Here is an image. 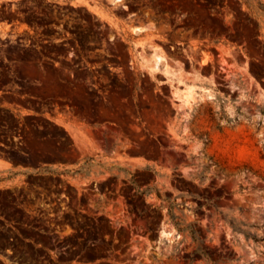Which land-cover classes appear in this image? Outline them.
Here are the masks:
<instances>
[{"label": "rangeland", "instance_id": "obj_1", "mask_svg": "<svg viewBox=\"0 0 264 264\" xmlns=\"http://www.w3.org/2000/svg\"><path fill=\"white\" fill-rule=\"evenodd\" d=\"M0 156L7 264H264V0L0 1Z\"/></svg>", "mask_w": 264, "mask_h": 264}, {"label": "crops", "instance_id": "obj_2", "mask_svg": "<svg viewBox=\"0 0 264 264\" xmlns=\"http://www.w3.org/2000/svg\"><path fill=\"white\" fill-rule=\"evenodd\" d=\"M48 1L56 2L57 0ZM40 169L24 162H14L0 156V193H8L14 198L15 191L27 184V178L45 177L48 175L40 173ZM0 263L7 264L4 256L0 257Z\"/></svg>", "mask_w": 264, "mask_h": 264}, {"label": "bare ground", "instance_id": "obj_3", "mask_svg": "<svg viewBox=\"0 0 264 264\" xmlns=\"http://www.w3.org/2000/svg\"><path fill=\"white\" fill-rule=\"evenodd\" d=\"M121 0H112V2L113 3H118V2H120ZM96 8V7H95ZM99 14V13H98ZM141 29H139V28H136V29H133V31L134 32H138V31H140ZM155 52V51H154ZM158 52V51H157ZM154 54V53H153ZM151 54V55H149V57L150 58H148V60H146V58H144L145 60V67L147 68H149L150 67V63H153V66H154V69H155V67L159 64V62L162 60V59H164L162 56H160V54L158 53V54ZM159 65H161V63L159 64ZM152 66V67H153ZM168 66V65H167ZM149 69H152L151 67L149 68ZM167 69V68H166ZM176 77V76H175ZM198 80V79H197ZM186 81H187V79H186ZM188 81H189V79H188ZM187 81V82H188ZM190 81H192V78H190ZM193 81H194V79H193ZM195 82V81H194ZM187 87V86H186ZM185 89V88H184ZM183 89V90H184ZM181 93H183L182 91H181ZM184 96H185V101H189L194 95H193V89L192 88H187V89H185V91H184ZM194 94H195V92H194ZM182 95V94H181ZM190 102V101H189Z\"/></svg>", "mask_w": 264, "mask_h": 264}]
</instances>
